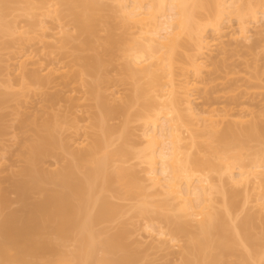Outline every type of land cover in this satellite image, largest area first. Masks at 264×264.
Here are the masks:
<instances>
[{
  "label": "rangeland",
  "instance_id": "rangeland-1",
  "mask_svg": "<svg viewBox=\"0 0 264 264\" xmlns=\"http://www.w3.org/2000/svg\"><path fill=\"white\" fill-rule=\"evenodd\" d=\"M78 1L0 0V244L6 248L10 260L20 252L9 243L7 238V240L5 239L2 234V224L8 216L15 214L18 217L16 225L20 226L18 228L24 229L25 226L21 227V225L29 223V219L27 221L26 218L30 215V205L44 199V192L43 195L40 191L33 190L28 193L29 195L27 194L26 200H21L16 194L15 186L29 180V177L21 174L29 163L31 146L40 143L39 138L46 137L50 140L54 138V147L48 148L50 153L48 151L47 156L42 157L37 164L35 163L34 167L29 163L28 168L33 167L34 170L36 167L39 172L42 171L40 174L35 172L37 174L36 178L40 175H42V178H44L43 176L53 178L52 180H41L42 182L39 183L40 188L48 194L56 192L69 194V191L60 186L59 179L55 178L58 174L71 171L75 179L85 183L88 172L95 167V160L97 161L104 155L106 156V153L115 155V160L112 159V162H114L113 167L111 163L105 174V176L110 177L109 183L103 185V178L105 177L103 175L99 176L96 190L91 194L90 201L92 204L90 203L88 206V210L90 207V210L94 211L93 214H96L99 205L106 201L114 207V213L112 218L110 216L107 221L95 225L93 232L95 234V253L92 257H87L88 259L82 254L83 250L81 252L82 257L79 258V251L83 249L81 240L83 246V238H86L87 235H83L81 231L79 232V228L76 227L78 224L73 225L71 223L73 227L68 224L67 229L69 231L67 230L66 235L64 233L59 235L55 229L60 218L55 216L52 207L45 214H34L36 219L39 220H36L35 223L39 225H36L38 227L37 230L35 229L36 232H33L32 229L29 230L30 232L28 231L30 235L33 233L32 236L35 239L30 241L34 244L38 243L40 248L44 243V247L46 245L49 251L45 248L46 251L42 250V252L34 253L33 249H28L30 253H23L25 257L21 256L22 259L24 257V261L22 263L17 262V264H185L186 261L191 262V264H264V217H261L255 208L256 193L253 192L254 190L251 187L248 188L249 192L247 189L248 193H246L241 187H232V183L228 182V179H230L228 178V170L232 169V166V174L234 173L235 176L236 173H239L238 167L247 169L250 166L248 168L250 169L254 165L252 163L256 162L257 159L259 162L264 161V139L254 137V135L253 137L250 135L251 138H249V135L245 133V129L248 128L249 124L252 127L253 122L264 121V21L261 14H259L258 23L248 20L251 47L246 46L244 43L246 47L240 45V49L239 46L237 48L236 44L233 43L230 46L228 43L230 46L227 49L228 53L224 57L219 56V58H216L217 52H214L216 50L213 49L212 52L216 54L213 53L211 58L206 59H211L208 60L210 64L204 69L202 75L197 78V80L199 79L198 83L195 81L199 88L195 89L196 92H192V98H194L192 106L195 111L202 113V110H208L209 108L232 111L234 120L231 124H233V121L238 120L235 119V116L236 118H243L246 123H242V119L241 121L238 120V122L244 124H241L242 126H239L238 122H234L238 125L235 127L233 124L235 128L233 130L230 124L231 132L236 131L238 137L241 136L240 139H237L239 141L236 142V139L231 135L229 137L231 136V140L233 138V142L222 141L223 144L220 145L217 144L218 140L216 141V137L214 138L212 134L210 136L213 137V141L210 140V137L208 138L207 132L205 138L204 135L201 136V132L196 135V137L198 136L195 140L197 141L195 142L196 147L193 150L191 149V156L193 160L197 157V160L200 158L202 163L205 161V165L207 162L210 163L209 165L212 164V167H209L210 172H207V165L206 172L209 173L208 176H210L213 185L217 187L216 192L222 190V192H219L222 195L216 193V205H214L216 207L214 213H217L216 217H219L216 226H219H217V229H212L207 240H204L205 245L200 251V249L195 248V244L202 236H197L194 224H188L192 226H188L187 233L178 234V238L183 242L181 246L185 250H182L181 254L183 251L184 254L181 256L177 250H166L165 248V250L159 252L154 249L152 242H149L146 232L143 230L144 223L150 221L149 223L154 225V229L160 225L166 231H174L175 224L178 222L176 221L177 211H172V213H166L167 211H164V209L159 211V207L157 206L159 210L156 208V198L155 200L147 198L143 195L144 191L134 190L135 187L130 188L132 189L130 191L125 189L116 174L117 167L122 169L125 167L128 168V171L130 169L133 172L136 176L135 180L138 178L136 181H140L141 186L146 183L144 181L146 178L145 166L141 164L140 157L138 159V154L143 148V145H141L143 118L152 100L147 96L149 94H147L149 90L148 80H139V77L135 76L136 71L133 66L134 70L131 68L133 73L129 72L128 65L130 61L134 60V57L132 52L127 55V51L130 52L128 50L129 46H133L136 42L132 40L134 37L129 36L132 30H130L131 32L128 30L129 34L124 33L126 29H122L118 8L115 4L108 0H92L97 2L98 5L101 4L103 9L98 11L99 9L95 8L96 11L91 10L93 12H87L88 15L85 12V15L91 16L92 21L89 19V26L93 30L91 35L80 33L78 23L81 20L87 21V16L84 15L85 10L82 9L81 3ZM198 1L196 0L199 5L203 2L204 4L201 3L200 6L203 7L204 5V7L199 8L196 5L198 9L193 11L195 12V19L197 18L196 22L204 27L205 32L208 33L207 37L212 39L211 22L214 21L216 16L217 5L214 3L215 0ZM209 1L210 6L207 3ZM249 3L252 4V7H255L256 12L260 13L263 10L264 0H242V4ZM47 11H56V13H51L49 17L40 19L41 14ZM231 17L226 16V21L225 19L222 20L221 25L224 30H227V34L234 36L238 33V23L234 16ZM40 21L46 23H44V26L48 28L46 31L50 35L45 34L48 36L45 42H48L47 40L51 37V34L60 33L59 36L63 39L60 40L59 45L62 49H58L59 45L57 43V48L54 46L55 49H52L50 46H48L50 48L45 47L51 42L45 45L44 43L40 45L38 40L33 42L37 36V33L35 35L33 32L37 31L39 35L38 28L40 26L38 25ZM18 28L19 33L16 30ZM20 28L28 34L24 35L22 32L20 34ZM133 32L135 33V30ZM109 35H113L112 47H108L111 44L106 46L105 41ZM124 35L125 38H123ZM132 36H135V34ZM33 37L34 39L31 42L28 41L29 43L24 41L26 38L31 39ZM61 38L59 37V39ZM187 39L184 36L183 41L185 42ZM131 40L134 44L131 43ZM136 40L138 41V38ZM192 42L190 39L187 41L188 47L185 46L184 48L190 50L185 51V55L182 54L184 48L180 49L181 52L178 54L179 56L182 54L183 58L182 56L179 58L176 53L178 59H175L180 62L178 65L183 63L182 61H186V52L189 56L193 55L192 49L194 46H191ZM21 44L23 45L21 46ZM226 44L225 47L228 46ZM19 47L23 48L25 53L27 51L29 55L33 56L34 63H38L32 65L33 67L29 64L24 72L15 76L17 72L14 71L17 67L16 63H18L15 59L16 54L19 56ZM215 47L218 49L217 46ZM128 56H132V60L131 58L127 59ZM17 60L19 59L17 58ZM19 62L21 61L19 60ZM134 62L130 65H134ZM49 70H58V77L60 79L62 77L63 80H56V85L55 82L53 85L52 83L51 85H41L30 76L35 71V73H39L37 76L45 80L50 75ZM20 75L25 77L22 76L21 78ZM190 75L193 77L192 73ZM190 75L187 76L190 78ZM193 78L196 80V77ZM57 81L59 84H57ZM114 92L120 95L121 100L119 99V103L111 98L112 93L115 94ZM236 113L238 116L240 113V117H237ZM260 116L262 117L259 118ZM230 119L227 120V124ZM227 124L221 129H225ZM192 127L190 126V131ZM104 129H108L107 132L109 133L107 134ZM184 129H182L184 131L183 135L188 140L191 133L186 132L187 130L189 132V128ZM196 129L198 128L195 127V131ZM249 129L251 131V128ZM252 130L254 132V129ZM191 132H194V130ZM219 132L221 133V131ZM81 141L82 144L77 146ZM98 142H100L98 148L100 146L103 148L96 150L94 157L85 161L76 160L80 151L93 149ZM188 142L190 143V141ZM107 143L108 146L111 145L109 148L106 146ZM119 152L121 155H118ZM233 157L235 158L231 159ZM119 160L122 163L118 162ZM115 161L118 163L115 164ZM226 169L228 170L226 171ZM139 192L143 194L141 195ZM93 195L96 198L95 201L98 198L94 208L91 207L95 204L92 200ZM73 197V206L78 209L79 202L76 197ZM162 200L161 202L158 200L160 202L158 204L161 205H159L160 208L164 207H162V204L165 201ZM141 210L145 211L142 212ZM51 213L53 214L52 217L50 216ZM48 215L49 218L47 219ZM29 218L32 221L31 215ZM183 218L182 222L187 224V220ZM76 220L78 221V219ZM76 220H74V224H76ZM112 237L118 238L120 246L117 242L116 245L118 246L115 245V250L112 249L109 252L106 251L104 244ZM23 240L25 241L24 238ZM23 240L21 241L23 242ZM26 243L27 241H25ZM27 247L30 248L31 246L27 245ZM35 247L33 246V248ZM26 253L28 254L26 255ZM127 259H131V261L128 263ZM0 261V264L9 263L7 262L9 259L5 262Z\"/></svg>",
  "mask_w": 264,
  "mask_h": 264
},
{
  "label": "bare ground",
  "instance_id": "bare-ground-1",
  "mask_svg": "<svg viewBox=\"0 0 264 264\" xmlns=\"http://www.w3.org/2000/svg\"><path fill=\"white\" fill-rule=\"evenodd\" d=\"M108 1H110L112 4H115L116 7L118 8L119 21L121 19L122 23L120 21V24H122L123 26L121 27L122 29L123 28L126 29L124 33L127 32V34H129L128 30L129 31L132 30V32L133 30H135V33L134 32L132 33L130 31L131 33L129 35L132 38L134 37L132 40L136 41L134 44V42L131 40V43L133 42L134 45L131 47L129 46L128 50H130V52L127 51V55L128 54L130 55L132 52L133 57H134L133 61H135L134 65L133 64L130 65V63H133V61L129 62V65H128L129 72L133 73L131 72V68L132 70L135 69L136 71V72L134 71L135 76L139 77V80L141 81L144 79L148 80L149 82L148 91L149 92L147 91V94L148 93L149 94L147 96L150 97V99L153 102V103L152 102L149 103L150 106H148V108L146 107L147 109L145 111V115L143 118L144 120V124L142 126L143 129L141 131L142 132L141 133V138H142L141 145H143L142 146L143 148L138 154V159L140 157V161L142 160L141 164L145 166L144 173L146 174L145 175L146 178L144 179V181H146L145 183L146 185L143 184L141 186L140 181L139 182L136 181L138 180V178L135 180L136 176L133 174V172L130 169L128 171V168H125V167H123V169L121 167H117L118 168V170H116V174L118 175L117 178H119V181L125 186V189L127 190L129 189L130 191L132 190L130 188L135 187L134 190L137 189L138 191L139 190L140 191L142 190V192L144 191L143 192L144 194L142 192H139L141 193V195L143 194L147 196V198H152L154 200L156 198L157 200L156 208L158 209L159 207L160 209V210L158 209L159 211H161L162 209H164V211H167L166 213L168 212L172 213V211H177L178 215H177L176 221L178 222H176L175 224L176 227L174 231H166L164 227L160 225L158 226V228L156 227V229H154L153 228L154 225L149 223L150 221L149 222L146 221L148 223H144L145 225H144L143 230L144 232H146L145 234L149 242L150 241L152 242L151 244L153 245L154 249L158 250L159 252L165 250V248L166 250L167 249L177 250L179 251V255L182 256L185 250L183 246H181L183 242L181 239L178 238V234L179 235L181 233L186 234L188 230L187 228L189 226L188 224H192V225L194 224L193 226L194 227L196 226L195 231L197 230L196 231L197 236L198 235L202 236L201 239L198 240V242L195 244V248L198 250L200 249V251H202L203 246L205 245L204 240H207L213 228L217 229V226H219V225L216 226V224L219 222L217 220V218L219 217H216L217 213H214L216 211L215 210L216 207L214 205H216V200H215L216 193L217 195H220L221 193L219 192H222V190L221 191L219 190V192L217 190L216 192L217 187L213 185V182H211L210 180V176H208L209 173L207 172L212 167V164L209 165L210 163L207 162V164L205 165V161H203L202 163V161L199 158L200 160L199 162V160H197V157L194 158L193 160L191 153H190L192 152L191 149L193 150L196 147L195 142L197 141L195 140H197L198 136L196 137V135L199 132H201V136L204 135L203 136L204 138H205V133L207 132L206 135L208 136V138L210 137V140H212L213 138L212 136H210V134H212L214 138L216 137V141L217 140L220 141L219 143L217 141V144L219 145L221 143L223 144L222 141L227 142L228 140L229 142L230 141L233 142L234 141L233 138L236 139L235 142L239 141L237 139L241 138L240 136L241 134L239 135L240 136L239 138L238 135L236 134L237 133L236 131L235 132L234 131L231 132V131L233 130L234 126L236 127L238 124L240 126L242 123L245 124L246 122H244L243 118H241L242 123H240L241 119L236 118L235 116L237 115L236 113L234 115L235 119H238L240 121L239 122L238 120L233 121V124H234L233 126V124H231L232 120H234V117L232 118L233 116L232 111L223 110L224 111L223 112L217 108L216 109L209 108L208 110H204V111L202 110V113H200L199 111L197 112V110L195 111L192 106L193 99H194L192 98L193 96L192 92H196V90L199 89L198 84L196 85L195 81H197L198 83L199 79L197 80V78H199V76L202 75V72H204V69L208 67V64H210L208 63L209 59L208 60L206 59L211 58L214 52H217V56L216 55L215 56L216 58H219V56L222 55V57H224V55L228 53L227 49L230 48V46H232L230 44L234 43V45L236 44L238 48V46L239 47L240 45L243 46L245 43L246 46L251 47V38L249 36V31H248V20L250 19L251 22L253 21L254 23H258L259 14H261L263 21H264V7H263V10L260 9L261 12L258 13L254 10L255 7L251 6L252 4L250 3L242 4V0H215V2L213 1L214 3H216L215 5H217L218 9L216 8L217 9L216 16L214 17V21L211 22L212 28L210 26L211 28L210 30L213 33V35H211L213 38L211 39L210 36H209L210 38L207 37L208 33L207 31L205 32L204 27L201 24H200L201 26L197 24L196 22L197 18L195 19V16H194L195 12L193 11L198 9L196 5L199 6V8L204 7V5L203 7L200 6L202 5L201 3H203L201 1H200L201 2L200 5L196 2V0H108ZM210 1L207 2L208 5L211 4ZM78 2L81 3L80 5L82 6V9L85 10L84 15H85V12L86 14L89 11L93 12L91 10L96 11V9H99L98 11H100V9H103L101 8V4L98 5L96 4L97 2L92 1V0H79ZM51 13H56V11H47L46 13L41 14V17L40 16L39 17L40 19L41 18L43 19L45 17H49ZM226 16L228 17L234 16L237 19L238 33L234 36L227 34L226 33L227 30H224L222 28V25H221L223 23L222 20L224 21L225 19L226 21V18H225ZM90 17H91L90 15L87 16L86 18L87 21L85 20L82 21L80 19L81 21H79L78 23V25H80L79 27L80 33H85V34L89 33L90 35L92 34L93 29H91L92 27L89 26ZM198 22L200 23V21ZM44 23H45L44 21H40L39 25L37 24L38 26H40V28H38L39 35L37 31L33 32V34L35 35L37 33V36L35 37L36 40H33L34 39L33 37L31 39L26 38L27 40L25 39L24 41L31 42L33 40V42L34 41L37 42L38 40V43H40V45L42 43H44L45 45L51 42V44H47L45 47L50 46L52 49L53 48L55 49V47L57 48L56 43L57 45H59L60 40H62L63 38L59 36L60 33L58 34L54 33V34H51V37H49V39L47 40L48 42H45L48 36L50 35L47 33L48 31H46L48 30V28L44 26ZM16 30H18L17 32L19 33V28ZM21 32L24 35L26 34L24 31H22V29L20 30V34ZM46 33L48 34V36L45 35ZM131 34L132 35L135 34V36H132ZM110 35L107 38V40L105 39L106 41L104 40L106 42V46L111 44L108 47H112L113 42H114V40L112 39L113 35L112 36ZM57 36H59L61 39H59V37ZM184 36H186V39L188 37V39L185 42L183 41ZM135 37L136 39L138 38V41L135 39ZM123 38H125V35ZM189 39L190 41H193L192 43L194 44V45L193 44L191 45L192 47L194 46V48L192 49L193 55L191 54V56H189V54H187L186 52L187 57L184 56L186 58V61H182L183 63L179 64L180 65L179 66L178 65V63H180L179 60L177 62V60L175 59L177 58L176 53L178 54L179 52H181L180 49L184 48L185 46L188 47L187 44L191 43V42L187 43ZM226 41H227V44H226ZM228 43L230 46L228 45ZM63 44H64V41H63ZM225 44L228 46L225 47ZM22 45L23 44H21V46ZM219 45L222 47H220ZM215 46H217L219 51L218 49H216ZM24 47L25 46H23V48ZM59 47L60 45L58 46V49H62V47L60 48ZM19 48H20V52H18L19 56H17L16 54V59H15V61H17L18 63L14 61L17 65V67L16 65L14 66V69L16 67L14 72H17L16 73L17 75H15L14 73L15 76H18L20 73L24 72L25 69L28 68L26 66H29V64H31V66L32 65L34 66L36 63H38V62L34 63V61L32 60L33 56L29 55L27 51L25 53L23 48L21 47ZM213 49H215L216 51L212 52ZM183 50H184V53L182 54L185 55V51L190 50V49L184 48L182 49V51ZM182 54L180 56H182L183 58ZM133 57L128 56L127 59L131 58L132 60ZM17 58L21 62H19ZM132 66L134 67V69ZM127 71H128V68H127ZM49 72H50V75H48V78L45 80L44 78H40V76H37V74L39 73L38 72L35 73V71L33 72V74H30V76L33 77V79H35V81L38 84H41V85L50 84L51 85L52 83L53 85V83L55 82V85H56V80L60 79L58 77V70H53V71L49 70ZM190 73H192L193 77H196V80L190 75ZM61 74L63 75V73ZM187 75L188 76L190 75V78ZM51 76L52 77L54 76V77L50 78ZM60 80H63L62 77ZM7 82L9 83V80ZM57 84H59V82ZM11 87L13 88V86ZM137 90H140V89H137ZM137 90L136 92H138ZM112 96H111L112 100L114 98V100H117L115 102L119 103L118 102L119 99L121 100V98L119 97L120 95L118 93H115V94L112 93ZM147 102H149V100H147ZM263 108H264V105H263ZM237 117H240V113H239V116L237 115ZM261 117L262 116H260L259 118ZM228 119L230 120H229V123L227 124ZM234 122H238V124L237 123L235 124ZM260 122L259 120L256 123L253 122L252 124L253 128L250 127L251 124H249L248 128L245 129V133L249 135V138L253 137L254 135V137L264 139V121H262L261 123ZM224 123L227 124L226 125L227 130H226V127L223 130L221 129L225 125ZM230 124L232 125V128L230 127ZM189 125L193 126L191 131L194 130V132L190 131ZM185 126H188V127L186 128ZM195 127L198 128L196 129V131H195ZM184 128L185 129L189 128V132L188 130L186 132L189 134L191 133V135L188 136L189 137L188 140L186 139L187 137H184L183 135L184 131L182 129ZM199 128H202V129H199ZM249 128H251V131ZM203 129L206 130L204 133H203L204 131ZM248 129H249V132H248ZM252 129H254V132H252L253 131ZM107 130L105 132H107ZM219 131H221V133ZM108 133L109 132H107V134ZM229 135L233 137L232 140H231V136L229 137ZM218 136L219 138H217ZM52 139L50 140V138L47 139L46 137L45 138L42 137V138H39L40 143L31 146L30 155H29L30 157L28 160L31 166L33 165L34 167L35 163L37 164L39 160L42 159V157L44 158L45 155L47 156L48 151L50 153V149L48 150V148H50L51 146L54 147L53 144L55 145L54 138ZM188 141H190V143ZM81 144H82V141L81 143H79V145L77 144L76 145L80 146ZM99 144L100 142H98V144L94 146L93 149L91 148L87 151H84V150L80 151V154L77 155L76 160L85 161V160H88L89 158L94 157L96 155V150L101 149L102 147L100 146V148H98ZM106 146L107 148H109L111 145L108 146V143H107ZM120 152L118 153V155L120 154ZM114 157L115 155L113 156V154L111 153L110 155L106 153V156L104 155L101 159H98L97 161L95 160L94 161L95 167L90 172H88L87 181L85 183H82L78 179H75L74 176H72L71 171L58 174L55 178L59 179L60 186H62L64 190L69 191V194L65 192L63 193L56 192L52 194L46 193L42 188H40L39 183L41 180H44V179L52 180L53 178H48L47 176H43L44 178H42V175H40V177L37 176L36 178V175H37L36 173L40 174L42 171L39 172V170L36 167L34 170H33V167L28 168L29 163L27 162L28 163L26 167L27 169L25 168V170H22L21 175L29 177V180L16 184L15 186L16 194L21 200H24V199L26 200L27 199L26 197H28L29 195L28 193L30 191L36 190L37 192L40 191V193H43V192L45 193V195L43 193L44 199L38 203L36 202L35 204L30 205L29 211H30L32 221L30 220L29 218L30 215H29L26 218L27 221L29 219V223L26 220H24L26 223L29 224V226L28 224H25V225L22 224L23 226L21 225V227L25 226L24 229L26 230L18 228L20 226L16 225L18 217L15 214L8 216L4 220V223L2 224V234L4 235L5 239L7 238L9 243L15 246L16 250L20 253L15 258H12L10 256L13 260L12 261L7 255L8 253L4 245L0 244V260H2V262H5L9 259V261H7L9 263L10 262L16 263V264L17 262L22 263L25 257L23 253L24 254L25 252L30 253L28 249L30 250L33 249V251H35L34 253L36 252L38 253L39 251L42 252V250L43 251L45 250L46 245L44 247V243L41 246L42 248H40L38 243L36 244L32 243L33 241L32 239H34L32 236L33 233H31L30 235L29 230L32 229V231L34 232L35 229L38 228L36 225H39L35 223L37 219L34 216V214H37V213L45 214L47 213L46 211H48V209L50 210L51 207H52V210L54 209L53 211L56 214L55 216L60 218L58 221V225L56 226V229H55L56 233L58 232L59 235L60 233H62V235L64 233V235H66L65 233L67 232V230L69 231V229H67L68 224L72 227L73 225L78 224V226L76 227L79 228L78 229L79 232L81 231L83 235L86 234L88 236V237L86 236V238H83L84 240L83 246H82L83 241L81 240L82 242L81 247L83 249L79 251L80 252L79 258L82 257V254H84L86 258L92 257L93 253H95L94 252V246H95L94 235L95 234H93L94 227L95 225L105 220L107 221V219L110 216L112 218L113 217L112 214L114 213V207H112L110 204L104 201L99 205L100 207H99L98 212H96V214H93L94 211H91L90 207L88 210V206L91 203L90 201L91 194L94 192V190H96V186H97L96 183H97L98 178H100L99 176L103 175L105 177V178L102 177L104 179L103 185L105 183H109L108 181H110V177L105 176V174L107 173L108 168L110 167L109 165L111 163L113 167L114 162L112 161L115 160ZM234 158L235 157L231 159H234ZM118 162H121V161L119 160ZM118 162L115 161V164H117ZM263 162L264 161L262 160L261 162H259L257 159L256 162L252 163L254 165L253 166L251 165L252 168L250 169H248L250 166L247 169H245L244 167L243 168L238 167L237 169L239 173H236L235 176H234V173L232 174L233 166H232V169H229L230 172L228 169H226V171L228 170V174H229L228 178H230L228 179V182L230 181V183H232L231 184V186L233 185L232 187H236V186L237 188L241 187V189L243 191H246V193L249 192L250 187L251 189L254 190L253 192L256 193L255 194V197H256L255 208L258 210L257 212L261 215V217L262 216L264 217V163ZM207 165H208V170L206 168ZM227 167L230 168L228 165ZM34 173H35V176L33 175ZM247 189H248V192H247ZM145 191L147 192L149 191L148 192L149 195L147 194V192L145 194ZM97 194H98V190H97ZM72 197L73 198L76 197L77 201L79 202L78 209L76 206H73ZM95 199L96 198H94V195H93L92 200H93V203L95 204L91 206L92 208H94V206L96 205V201L98 202V198L96 201ZM161 199L165 201V203L163 202L164 204L161 203L162 207L164 206L163 208H160L161 205L158 204L161 202ZM158 200H160V202ZM74 207H76L77 211L76 209H74ZM145 210H141V211L143 212ZM52 215L53 214L51 213L50 216L52 217ZM183 217L185 218V220H187V224L182 222ZM48 218H49V215L47 216V219ZM76 219H78V221ZM74 220H76L75 222L76 224H74ZM30 222L32 225L31 227H30ZM71 223H73V225ZM81 237L83 236L81 235ZM23 238L25 239V241H27L26 244L29 247L31 246L30 248L27 247ZM21 240H23V242ZM117 242H118V238H115V237L114 238L112 237L109 240L105 241L104 245H105L106 251L108 250L110 252V250L112 249L115 250V245L118 243L120 246V242L118 243ZM33 246H36V247L33 248ZM82 250H83V253L81 254ZM182 250L184 251L181 254ZM28 253H26V255ZM21 255L24 256L23 259ZM127 261L129 263L131 259L129 260L127 259ZM185 264H191V262L186 261Z\"/></svg>",
  "mask_w": 264,
  "mask_h": 264
}]
</instances>
